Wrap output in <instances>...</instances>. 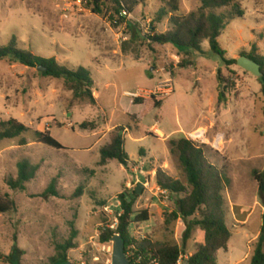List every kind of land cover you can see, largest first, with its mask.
I'll return each instance as SVG.
<instances>
[{"label":"rangeland","instance_id":"374dc122","mask_svg":"<svg viewBox=\"0 0 264 264\" xmlns=\"http://www.w3.org/2000/svg\"><path fill=\"white\" fill-rule=\"evenodd\" d=\"M133 1L138 5L127 25L120 26L109 14H95L91 0H0V47L15 38L19 47L36 55L54 57L71 69L83 67L94 81L93 95L94 90L99 93V104L92 103L87 95L76 97L72 83L64 78L0 61V121L15 118L29 128L19 137L0 141V191L17 204L15 211L0 214V251L4 256L0 264H13L6 257L15 246L22 252L14 264H50L56 245L75 231L77 247L68 252L70 261L111 264L113 243H102L100 236L106 228L117 229L118 213L123 214L122 193L128 201L135 200V212L149 211L148 221H134L146 240L183 247L186 222L172 218L181 195L168 190L163 193L156 181L161 169L187 185L179 155L171 144L181 138L203 145L209 160L224 168L229 178L222 194L232 238L227 249L217 252L218 264H250L264 214V189L258 179L264 180L260 79L237 64L227 66L209 41L203 42L204 53L152 42L151 24L166 0ZM238 1L244 14L227 25L218 39L220 46L226 58L264 56V0ZM200 4V0H182L177 14L186 15ZM156 26L157 33L169 30L170 16ZM100 42L111 48L116 65L104 59L97 45ZM219 73L229 82L224 102L219 99ZM167 79L173 80L174 93L153 95ZM151 82L155 85L148 86ZM125 90L137 91V98L145 95L164 104L148 110L141 121L137 115L130 118L125 112ZM143 108L135 106L131 111ZM83 123L87 124L85 129L81 128ZM112 124L130 128L126 151L137 163L128 168L117 159L100 165V149L107 138L98 139ZM153 125L173 133L161 136ZM181 126L185 130L176 131ZM199 129L206 131L205 138L189 137ZM46 130L64 148L39 143L35 132ZM218 133L225 135L220 149L214 146ZM141 148L146 149V157ZM22 161L36 171L26 182V190H13L6 180L17 177ZM53 179L64 197L42 195ZM147 180L148 186L144 184ZM140 183L144 189L138 195L134 191ZM132 223L129 231L137 235ZM203 239L204 232L195 226L184 254L189 258Z\"/></svg>","mask_w":264,"mask_h":264},{"label":"trees","instance_id":"16d2710c","mask_svg":"<svg viewBox=\"0 0 264 264\" xmlns=\"http://www.w3.org/2000/svg\"><path fill=\"white\" fill-rule=\"evenodd\" d=\"M182 0H166V3L154 16L151 31L152 36L149 39L157 44H172L179 48L193 49L204 53L203 42L209 41L211 49L221 55L227 66L238 65V59L226 58V52L221 48L219 37L226 29L227 25L237 18L243 16L244 12L238 0H200V6L186 15H179ZM93 4L92 11L95 14H109L113 18L119 17V23H125L127 20L121 16V11L126 9L128 13H133L138 2L133 0H91ZM170 16L172 27L162 33H157V23ZM248 57L254 59L261 65L263 76L260 79L261 91L264 94V56L257 54H248ZM8 60L14 63H20L27 67L37 68L46 67L42 72L45 76L54 78H64L72 83L74 95L82 98L87 95L92 103L96 99L93 95L94 81L89 70L80 67L77 70L71 69L60 64L56 58H45L34 54L31 50L18 46L15 38L7 45L0 47V61ZM219 99L226 101V92L228 81L219 73ZM161 106V103H147V110L143 111L145 115L148 110ZM131 118L134 115H130ZM86 123L81 124V128H86ZM0 141L2 139H13L27 132L29 128L15 118L7 121H0ZM126 128L117 126L109 133V141L100 149V165L104 166L110 159H117L124 167L128 168L131 163L126 151ZM129 128V127H128ZM36 139L39 143L54 147L56 149L64 148L63 144L52 136L49 130L36 131ZM173 149L178 153L180 162L184 168L187 185L178 179L166 174L159 169L156 174V181L161 189L168 190L170 193L181 195L178 202V208L172 214L174 220L182 218L187 225L184 235V246L172 242L159 241L151 242L146 240L140 243V249L149 247L161 261V264H177L180 256L184 254L187 241L191 238L195 226L200 227L204 232V239L195 245V252L188 258L189 264H218L217 252L228 248V243L232 238V232L226 222L225 200L222 194L227 186L229 178L224 168L209 160L205 153L203 145H199L193 140L181 138L171 141ZM36 171V167H30L26 161L19 164L17 177H9L6 180L8 186L13 190H26V182L31 180ZM257 174V172H255ZM264 178V177H263ZM260 179V187L264 189V180ZM135 194L136 191H134ZM43 196L64 197L57 188V179H53ZM121 208L123 214L119 217V223L116 230L106 228L102 231L100 241L107 243L116 235L123 236L126 249L131 244L133 237L129 232V226L134 221H148L149 211L147 209L135 212L133 206L135 200L128 201L124 193L120 194ZM17 209L16 201L8 193L0 191V214L15 211ZM197 215V216H196ZM195 216L193 219L190 217ZM133 218V220H132ZM77 232L73 233L64 243L56 245V254L51 258L50 264H67L70 262L68 252L77 247L75 237ZM22 249L19 246L13 247L12 253L6 257L13 264L21 256ZM0 251V258H3ZM250 264H264V214L263 224L255 244L254 252Z\"/></svg>","mask_w":264,"mask_h":264},{"label":"built area","instance_id":"2783aa9c","mask_svg":"<svg viewBox=\"0 0 264 264\" xmlns=\"http://www.w3.org/2000/svg\"><path fill=\"white\" fill-rule=\"evenodd\" d=\"M121 16L125 17L126 20L128 19V17L131 16V13H128V11L126 9H123L121 11ZM128 21V20H127ZM127 21L125 23H119V17H114L113 22L115 24H120V26H126L127 25ZM174 86H173V80L172 79H167L165 81H162L157 88L152 91L153 95L158 96L159 94H162V96H169L172 93H174ZM131 95L133 96H137L139 94L137 93H132ZM196 132H198L199 134L197 135V137H194L192 133H189V137L192 139H197L200 140L202 138H205L206 136V131L202 130L199 132V130H197ZM225 141V135L222 133H218L216 135L215 141H214V146L217 149H220ZM146 186H148L149 184V180H147L144 183ZM163 193H166L167 190H163ZM122 215V213H118V218ZM138 225L139 223H132V229L134 231H136L137 235H134L133 232H131V236L133 237V240L131 241V244L127 247L126 249V255L128 257V259L130 260L131 264H161L160 259L154 254L152 253V250L149 247H146L145 249H140V245L138 243H142L146 241V237L143 236L142 232L138 229ZM131 229V231H132ZM130 232V231H129ZM142 234V235H141ZM142 236V240H140L141 236ZM185 259H186V254H182L178 260L177 264H185Z\"/></svg>","mask_w":264,"mask_h":264},{"label":"crops","instance_id":"0c3cea01","mask_svg":"<svg viewBox=\"0 0 264 264\" xmlns=\"http://www.w3.org/2000/svg\"><path fill=\"white\" fill-rule=\"evenodd\" d=\"M98 45V47L102 50V55H103V57H104V59L107 61V60H109L110 61V64L111 65H116L117 63L114 61V59L112 58V55L109 53L110 52V49L111 48H107L106 46H104L103 44H102V42H100V43H98L97 44ZM106 66H108L107 64H106ZM152 85H155V83L154 82H151V83H149L148 84V86H152ZM137 92V91H136ZM136 92H133V91H128V90H125L124 91V94L125 95H127V97H128V100H127V105H128V109L127 110H125V112H126V114H128L129 115V117H130V115H137V118H138V120L139 121H141L143 118H144V114H143V110H144V108L146 107V105H147V103L149 102V98L147 97V96H145V95H143V96H141V97H143V98H137V97H140L139 95L138 96H133V95H131L132 93H136ZM94 97H96L95 99H96V102H97V104H99V93H97L95 90H94ZM164 104V103H163ZM162 104V105H163ZM162 105L161 106H159V107H157V108H160V107H162ZM135 106H137V107H139V108H141L142 106H144V108L143 109H141L142 111L141 112H132L131 110H134V107ZM131 118V117H130ZM182 125V124H181ZM117 126H122V125H120V124H112V125H108V128H109V130L107 131V132H105L104 133V135L102 136V137H99V139H98V141L100 142L101 140H103V139H105V138H107V142L109 141V133L111 132V130H113L114 128H116ZM124 126H126V125H124ZM127 127V126H126ZM152 127H154V128H156L157 129V132L159 133V134H161V136H169V135H172V133L173 132H171V133H165L163 130H161V129H159L158 128V126L157 125H153ZM152 127H150L149 129H151ZM50 128V127H49ZM128 129H130V128H126V132H125V135L127 136V130ZM181 129H183V130H185L184 128H183V126H181L180 127V129H178V130H176V131H180ZM145 136H148L147 134H146V132H145ZM156 136V135H155ZM159 138H161V139H163V140H166L167 142H168V140H167V138H165V137H160V136H158ZM137 140H139L140 138H136ZM135 139V140H136ZM106 142V143H107ZM105 143V144H106ZM104 144V145H105ZM126 147V146H125ZM141 151H143V155L146 157L147 155H148V153H147V151H146V149H144V148H141L140 149V153H141ZM137 162H133V163H131L130 164V166L131 165H134V164H136ZM219 253V252H218ZM218 253H217V255H218ZM193 253H191V255H192ZM186 259H188V255H186ZM185 259V264H188L187 263V260Z\"/></svg>","mask_w":264,"mask_h":264},{"label":"water","instance_id":"95a60500","mask_svg":"<svg viewBox=\"0 0 264 264\" xmlns=\"http://www.w3.org/2000/svg\"><path fill=\"white\" fill-rule=\"evenodd\" d=\"M238 65L245 69L246 71L251 72L258 78L263 76V71L261 69V65L255 61L254 59L248 57L247 55H242L238 58ZM38 70L44 72L47 70L46 67L38 66ZM144 189V184L140 183L138 188L136 189V193L138 195L142 194ZM113 243V255L111 264H131L130 260L126 255V243L122 235L116 234L112 239ZM187 263L189 264V259H187ZM67 264H76L72 261Z\"/></svg>","mask_w":264,"mask_h":264},{"label":"bare ground","instance_id":"6f19581e","mask_svg":"<svg viewBox=\"0 0 264 264\" xmlns=\"http://www.w3.org/2000/svg\"><path fill=\"white\" fill-rule=\"evenodd\" d=\"M203 129H199V132L202 131ZM194 137H197V135L199 134L198 132H193L192 133ZM211 142V141H210Z\"/></svg>","mask_w":264,"mask_h":264}]
</instances>
